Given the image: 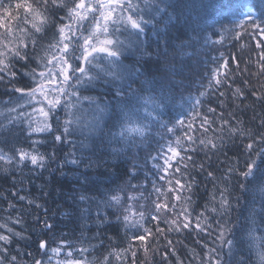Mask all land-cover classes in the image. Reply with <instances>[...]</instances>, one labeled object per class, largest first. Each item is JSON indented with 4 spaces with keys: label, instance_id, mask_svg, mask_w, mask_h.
<instances>
[{
    "label": "snow or ice",
    "instance_id": "snow-or-ice-1",
    "mask_svg": "<svg viewBox=\"0 0 264 264\" xmlns=\"http://www.w3.org/2000/svg\"><path fill=\"white\" fill-rule=\"evenodd\" d=\"M0 7L3 5L0 4ZM221 7L224 6L217 0H72L70 4L65 0H38L36 7L27 0H22L16 3L15 8L29 14L25 16L23 24H31V29L19 25L17 27L25 33L34 29L31 38L32 51H27L28 43L23 45L25 49L23 51L19 47L15 50L10 49L7 44L4 45L6 51L0 50V56H8L11 53V59L7 64L0 60V65H4L0 67V84L7 81L5 95L11 97L19 94L16 96L15 104L10 108V112H15L16 115L5 117L13 128L18 127L21 130L26 122L30 126L32 113L28 109H35L33 101L39 94L43 98L39 103L47 102L48 111H45L44 107L38 109L45 118L49 116V113H53L54 123L60 125L61 121L55 117V110L62 107L66 112L67 118L63 121L62 131L59 128L53 131L52 124L47 122L34 129L41 133L51 132L57 142H62L71 135L73 126L77 130L80 129L81 121L76 113L82 110L83 101H88L92 110V120L86 125L90 131L99 132L102 135L106 128L105 116L114 115L115 120L112 126L119 127L120 131L116 135L121 141L126 140L129 150L154 141L157 145V154L150 153L148 159L153 162L152 168L158 174L157 179L164 180L166 187H157L155 181L152 182L156 198L152 201L153 211L147 217L143 211L137 213L133 211L132 206L126 205L124 211L129 214L122 217V222L127 225L126 233L135 228L136 231L132 233V242H144L152 234V230L139 221L129 224L131 216L139 215L140 220L156 221V230L160 232L164 231L159 227L160 222L163 220L164 223H169V216H171L172 227L169 231L174 230L177 233L184 230L198 231L207 236L215 234L213 243L217 244V241L219 243L216 247L209 248V253L215 255L216 264H225L221 258V250L225 244L230 250L242 246L245 243L246 233L254 227L264 226V114L255 126L240 120H237L236 125H232L230 120L221 119L217 127L213 128V124L216 123L215 118L210 119L203 109L207 105V113L217 112V108L211 106L213 89L218 91L219 86H227V81L230 79L226 71L229 66L228 61L223 59L221 53L219 62L216 58H212L216 67L210 70L211 79L208 86L199 91L198 97L194 100L191 96L188 98L191 101L192 122L186 125L185 119L179 117L187 116V113L181 110L173 116L169 111L176 106V89L178 86L184 87L183 83L180 82L177 85L170 78L167 80H157L154 76L148 78L147 70L143 68L141 61H144L146 56L149 59L154 57V62L163 72L176 76L177 62L182 61L185 56L193 55L186 51L193 44L207 46L211 43L215 47L216 44L223 43V40L213 39L220 36V31L208 23L212 15ZM226 7L232 17L229 20L232 26L226 27L221 24L220 28L225 33L230 34L235 40H239L245 33L249 37H264V0H259L258 3L257 0H249L247 3H233V0H229ZM5 15L12 17L8 9L5 10ZM69 21L76 23L77 27L74 31L80 35H69L73 33ZM7 27L5 21L0 18V28ZM86 32L87 35H85ZM117 33L125 38L120 39ZM149 33L157 44L155 53L148 46ZM180 33H183V36ZM9 35H11L10 31ZM99 36L106 38L99 39ZM170 41H176V43L170 47ZM45 42L47 49L56 48V53L50 57L40 56V52L46 50ZM161 42H163L162 53L159 49ZM38 44L39 48H37ZM256 47L264 49V39H259ZM260 55L264 60V52ZM128 56L136 57L133 64L123 62ZM100 60L105 62L100 63ZM16 64H20L21 68L27 70L19 72L20 79L17 78L18 71L14 70ZM49 65L52 67L50 68ZM57 65L58 70H54ZM221 69L225 70L223 80L220 78ZM261 72H264V64L261 65ZM57 77H62V83L55 89L56 94L53 98L49 99L45 91L46 83H54ZM21 79L26 81L23 87L20 86ZM101 84L112 89V101L102 102L97 97L81 95L82 89L96 88ZM133 84L139 86L134 88ZM219 95L222 97L224 93L220 91ZM234 95L243 98L244 92L237 87ZM249 96L254 97L264 106V95L251 91ZM63 97L68 99L63 100L62 103ZM205 97L207 99H204ZM181 100H183L182 95ZM7 103L12 104L11 99ZM142 110L145 111L143 116H141ZM165 115L168 117L167 120L163 118ZM220 116L222 118L224 113L221 112ZM196 119L200 120L203 133L206 134L211 130L212 137L206 135L194 137L188 134V130L193 128ZM185 125L184 143H181L182 138L178 135V129L185 128ZM161 127L175 139L163 144L160 143L164 140L163 136L156 140V134ZM137 137L139 144L136 142ZM236 141L240 142L239 147L242 152L234 155L230 161L224 162L225 167L219 177L210 167L205 169L203 163L198 165L193 163L192 167L205 171L206 178H210L213 183L208 203L203 206V211L198 212L194 217L189 207L180 206L182 200L188 204L192 200L191 195L184 196L185 192H192V185L195 183L194 177L186 178L189 169L187 162L193 161L191 153L203 152L208 160H211L212 156L218 152L227 156V152L224 151L226 145L230 142L235 146ZM113 154L118 157L120 152ZM5 159L9 163L12 162V156L0 155V160ZM48 160L49 157L37 151L26 152L21 149L18 155V166H26L25 162H28L32 166L43 169ZM70 162L76 164L77 160L72 159ZM3 171L8 173L9 170ZM176 174H180L179 178ZM128 175L134 177L135 173L129 172ZM237 192L240 195H236ZM14 195L18 200L25 201L32 207L38 206L26 200L23 195L15 193ZM245 197L247 199L242 205L241 200ZM86 199L87 197H81V201ZM128 199L136 200L137 197L129 196ZM124 203V197L113 194L106 201L105 207H116L119 210V206ZM6 206L15 211L14 205ZM241 208L243 209L240 213L242 222L234 224L232 213ZM97 216L100 217L101 214L98 212ZM106 216L105 212L104 218ZM201 221L204 223L202 224ZM19 223L21 220L18 218L12 221L10 214L8 220L0 224V229H6L8 232L7 235L0 233V242H3L0 244V264H19L17 261L19 251L16 255L10 254L14 240L19 243L27 239L22 235L23 229L14 231L12 225ZM44 228L51 230L52 225L45 223ZM64 243L62 242V245ZM168 243L171 245L172 241L169 240ZM100 247H103V244ZM40 250H44L42 255ZM49 250L54 254H59L61 251L58 247L50 246L47 240L41 239L38 242L37 251L39 258L34 257L32 264H44V260L48 259ZM84 251L87 250H78V252ZM91 254L89 251V255ZM25 255H31V253L25 252ZM225 255H231V251ZM67 256L69 259H65L62 264H85L83 259H73L74 253L70 250ZM57 264L61 262L57 261ZM87 264H97V261L90 260ZM99 264H109V262L105 259L100 260ZM244 264L248 262L245 261ZM260 264H264V252L260 253Z\"/></svg>",
    "mask_w": 264,
    "mask_h": 264
},
{
    "label": "trees",
    "instance_id": "trees-1",
    "mask_svg": "<svg viewBox=\"0 0 264 264\" xmlns=\"http://www.w3.org/2000/svg\"><path fill=\"white\" fill-rule=\"evenodd\" d=\"M18 2H22V0H0V4L3 5L0 7V18L8 26L7 28H0V50L6 51L4 45L7 44L10 49L15 50L19 47L23 51L25 50L23 45L28 43L27 51L31 52V38L34 29L29 33L18 29V25L31 29V24H23L25 16L29 14L22 9L17 10L15 8ZM27 2L36 7L38 0H27ZM65 2L70 4L72 0H65ZM217 2L224 7L218 9L208 23L220 31V36L213 39L223 40L222 44L218 43L215 47L211 43L207 46L193 44L192 47L186 49L193 55L185 56L182 61L177 62L178 74L174 77L163 72L160 66L154 62V57L149 59L146 56L141 64L147 70L148 78L152 76L157 80L170 78L177 85L180 82L183 83L184 87L178 86L176 89L177 104L169 111L173 116L181 110L187 113V116L181 115L179 117L185 119L187 125L192 122L191 101L188 98L191 96L194 100L198 97V92L208 86L211 79L210 70H214L216 67L212 58H216L219 62L222 53L223 59L229 64L226 71L230 79L227 81V86H219L218 91L213 89L211 106L217 108V112L215 114L207 113V105L203 111L210 119L215 118L214 129L221 119L230 120L232 125H236L237 120H240L245 124L255 126L261 115L264 114V106L254 97L249 96V93L257 91L264 95V72H261V65L264 64V60L261 59L260 55L264 49L256 47L258 40L264 39V37H249L245 33L241 35L239 40L233 39L230 34L225 33L220 28L221 24L226 27L232 26L229 23L232 17L226 7L229 0H217ZM247 2L249 0H233V3ZM258 2L259 0H257ZM9 6L11 7L9 8ZM6 9L11 11V18L5 15ZM69 23L73 29V33H69V35H80L74 31L77 27L76 23L71 21ZM9 31L11 35H9ZM87 34L86 32L85 35ZM180 35L183 36V33ZM117 36L120 39L125 38L119 33ZM105 38L99 36V39ZM93 42H96L95 38ZM173 43L176 41H170V47ZM148 46L155 53L157 44L151 33L148 36ZM37 48H39V44ZM45 49V51L40 52V56L50 57L56 53L55 47L47 49L46 42ZM159 49L162 53L163 42L159 45ZM10 59L11 53L8 56H0V60H3L5 64ZM135 59V56H128L123 62L133 64ZM104 62L100 60V63ZM3 66L0 65V67ZM49 67L51 68L52 65ZM58 67L57 65L54 70H58ZM14 70L18 71V79H20L19 72L27 71L21 68L20 64H16ZM224 72L225 70L221 69L220 78L222 80L224 79ZM25 83L26 81L21 79L20 86L23 87ZM60 83H62V77H57L52 84L46 83L45 91L48 93L49 99H52L56 94L55 89ZM6 84L7 81L0 84V113H3L0 115V155L12 156V162L9 163L7 159L0 160V224L5 223L10 214L12 221L18 218L21 220V223L12 226L14 231L23 229L22 235L27 239L21 240L19 243L14 240L10 252L11 255H16V252L19 251L17 256L19 264H32L34 257L39 258L37 251L38 242L41 239L47 240L50 246L61 249L59 254H54L49 250L48 259L44 260V264H57V261L62 264L65 259H69L67 256L69 250L74 253L73 259H83L85 264L90 260H95L99 264L100 260L105 259L108 260L109 264H216L215 255L209 253V248L216 247L219 243L218 241L217 244L213 243L215 234L207 236L204 233H198V231L184 230L179 233L174 230L169 231V228L172 227L170 224L171 216H169V223H164L163 220L160 222L159 227L164 229L162 232L156 230V221L140 220L139 215L131 216L129 224L139 221L152 230V234L144 242H132V233L136 231L135 228L126 233L127 225L122 222L123 215L129 214L124 211L126 205L132 206L133 211L137 213L143 211L147 217L153 211L152 201L156 198L152 182L155 181L157 187H166L164 180L157 179L158 174L152 168L153 162L148 159L150 153L151 155L157 154V145L154 141L129 150L126 140L121 141L116 135L120 131L119 127L114 128L112 126L115 120L114 115L105 116L106 128L102 135L99 132L90 131L86 125L92 120V110L88 101H83L82 110L76 113L81 121L80 129L77 130L73 126V133L62 142H57L51 132L41 133L34 131V129L47 122L52 124L53 131H56L57 128L62 131L63 121L67 118L66 112L62 107L55 110V117L61 121L60 125L54 123L53 113H49V116L45 118L38 109L44 107L45 111H48L47 102L39 103L43 99L39 94L33 101L35 109H28L32 113L30 126L26 122L23 125L24 130H20L18 127L13 128L5 117L16 115L15 112H10V108L15 104L16 96L19 94H14L11 97L5 95ZM138 86V84H133L134 88ZM237 87L244 92L243 98L234 95ZM220 91L224 93L222 97L219 95ZM81 95L97 97L102 102L113 100L112 89L102 84L96 88L82 89ZM181 95L183 100H181ZM9 99H11L12 104L7 103ZM67 99L68 97H63L62 103L63 100ZM221 112L224 113L222 118ZM144 114L145 111L142 110L141 116ZM254 116L255 120H253ZM163 118L168 119L167 115ZM143 122L148 123L149 121ZM186 125L185 128L178 129V135L182 138L181 143H184L183 134ZM56 134H60V132H56ZM188 134L194 137L213 136L211 130L206 134L203 133L199 119L195 120L193 128L188 130ZM161 136L164 137V140L160 141L161 144L175 139L174 136L166 133L162 127L156 134V140H159ZM136 142L139 144L138 137ZM239 144V141H236L235 146L229 142L224 149L227 156L218 152L212 156L211 160H208L203 152L191 153L193 161L187 162L189 169L186 178L194 177L195 183L192 185V192H185L184 196L191 195L192 200L190 204L182 200L180 206L189 207L194 217L198 212L203 211V206L208 203L209 195L213 190V183L210 178H206L205 171L198 167H192L193 163L197 165L203 163L205 169L210 167L219 177L225 167L224 162L230 161L234 155L242 152ZM21 149L26 152L37 151L49 157V160L43 169L32 166L28 162H25L26 166L20 167L18 166V155ZM117 151L120 152L118 157L113 154ZM72 159H76L77 163L72 164L70 162ZM4 169H8V173H5ZM181 171L183 172L184 169L182 168ZM129 172H134L135 176L128 175ZM179 175L176 174L177 178ZM121 189L123 191H120ZM14 193L25 196L26 200H30L38 206L32 207L25 201L18 200ZM113 194L125 198V203L119 206V210L116 207H105L106 201ZM236 195H240V193L237 192ZM82 196L87 197V199L81 201ZM129 196H136L137 199L130 200L128 199ZM246 199L245 197L241 200L242 205ZM7 204L14 205L15 211L7 207ZM242 211L241 208L232 213L234 224L242 222L240 217ZM98 212L101 214L100 217L97 216ZM105 212L107 213L106 218H104ZM118 217L120 218L119 222ZM45 223H50L52 229L44 228ZM201 223L204 222L201 221ZM0 233L8 234L6 229H0ZM169 240L172 241L171 245L168 243ZM62 242L65 243L62 245ZM2 243L0 242V244ZM101 244L103 247H100ZM68 245L72 247L68 248ZM79 249H86L87 251L78 252ZM43 251L40 250L41 255ZM89 251H91V255H89ZM230 251L231 255H225ZM25 252L31 253V255H25ZM261 252H264V226L254 227L246 233L245 243L242 246L230 250L229 246L225 244L221 250V258L225 264H244L245 261L248 264H260Z\"/></svg>",
    "mask_w": 264,
    "mask_h": 264
},
{
    "label": "rangeland",
    "instance_id": "rangeland-1",
    "mask_svg": "<svg viewBox=\"0 0 264 264\" xmlns=\"http://www.w3.org/2000/svg\"><path fill=\"white\" fill-rule=\"evenodd\" d=\"M66 87H67V85H66Z\"/></svg>",
    "mask_w": 264,
    "mask_h": 264
}]
</instances>
